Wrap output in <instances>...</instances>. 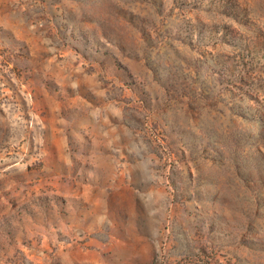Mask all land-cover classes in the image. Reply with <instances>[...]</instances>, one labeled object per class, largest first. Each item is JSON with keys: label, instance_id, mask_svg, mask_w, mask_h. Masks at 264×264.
<instances>
[{"label": "rangeland", "instance_id": "rangeland-1", "mask_svg": "<svg viewBox=\"0 0 264 264\" xmlns=\"http://www.w3.org/2000/svg\"><path fill=\"white\" fill-rule=\"evenodd\" d=\"M0 264H264V0H0Z\"/></svg>", "mask_w": 264, "mask_h": 264}]
</instances>
